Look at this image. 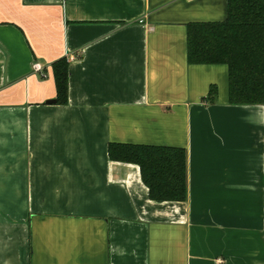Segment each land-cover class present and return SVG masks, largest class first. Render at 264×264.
Instances as JSON below:
<instances>
[{
    "label": "crops",
    "instance_id": "0c3cea01",
    "mask_svg": "<svg viewBox=\"0 0 264 264\" xmlns=\"http://www.w3.org/2000/svg\"><path fill=\"white\" fill-rule=\"evenodd\" d=\"M226 15L0 0V264H264V103H230L228 66L187 58L188 24ZM112 144L182 148L186 198L150 199Z\"/></svg>",
    "mask_w": 264,
    "mask_h": 264
},
{
    "label": "trees",
    "instance_id": "16d2710c",
    "mask_svg": "<svg viewBox=\"0 0 264 264\" xmlns=\"http://www.w3.org/2000/svg\"><path fill=\"white\" fill-rule=\"evenodd\" d=\"M187 58L191 63H225L228 66L230 103H264V0H227L224 20L189 23ZM67 66L64 57L52 63L56 102L61 104L67 101ZM108 154L113 160L139 166L150 199L186 198L182 148L112 144Z\"/></svg>",
    "mask_w": 264,
    "mask_h": 264
},
{
    "label": "built area",
    "instance_id": "2783aa9c",
    "mask_svg": "<svg viewBox=\"0 0 264 264\" xmlns=\"http://www.w3.org/2000/svg\"><path fill=\"white\" fill-rule=\"evenodd\" d=\"M33 69L36 70V71H41L42 67L40 66L39 63H35V64L33 65Z\"/></svg>",
    "mask_w": 264,
    "mask_h": 264
},
{
    "label": "water",
    "instance_id": "95a60500",
    "mask_svg": "<svg viewBox=\"0 0 264 264\" xmlns=\"http://www.w3.org/2000/svg\"><path fill=\"white\" fill-rule=\"evenodd\" d=\"M48 102H49V103L54 102V99H50V100H48Z\"/></svg>",
    "mask_w": 264,
    "mask_h": 264
}]
</instances>
